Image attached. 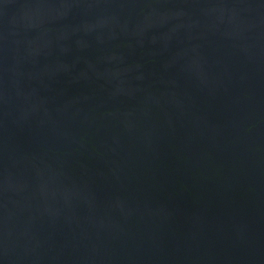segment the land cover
Masks as SVG:
<instances>
[{"label": "water", "instance_id": "1", "mask_svg": "<svg viewBox=\"0 0 264 264\" xmlns=\"http://www.w3.org/2000/svg\"><path fill=\"white\" fill-rule=\"evenodd\" d=\"M0 264H264V0H0Z\"/></svg>", "mask_w": 264, "mask_h": 264}]
</instances>
